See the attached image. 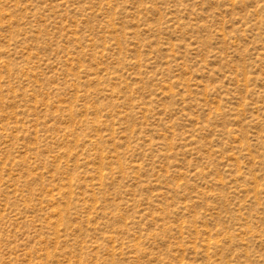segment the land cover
Here are the masks:
<instances>
[{
	"label": "rangeland",
	"instance_id": "rangeland-1",
	"mask_svg": "<svg viewBox=\"0 0 264 264\" xmlns=\"http://www.w3.org/2000/svg\"><path fill=\"white\" fill-rule=\"evenodd\" d=\"M0 264H264V0H0Z\"/></svg>",
	"mask_w": 264,
	"mask_h": 264
}]
</instances>
